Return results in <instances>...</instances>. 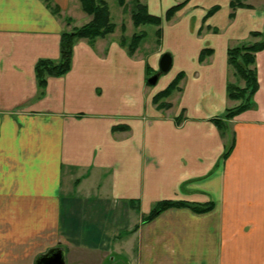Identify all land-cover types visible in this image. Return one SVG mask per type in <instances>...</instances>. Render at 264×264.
Instances as JSON below:
<instances>
[{"label": "crops", "instance_id": "0c3cea01", "mask_svg": "<svg viewBox=\"0 0 264 264\" xmlns=\"http://www.w3.org/2000/svg\"><path fill=\"white\" fill-rule=\"evenodd\" d=\"M50 1L60 16L42 0H0V264H35L52 249L64 264H264V49L253 107L223 132L214 123L239 104L227 98V51L264 34L258 1L144 0L162 19L155 52L79 40L70 70L38 88L36 63L57 61L62 31L90 19L78 0ZM165 53L168 74L148 84ZM179 74L159 110L153 98ZM161 201L212 208L143 222Z\"/></svg>", "mask_w": 264, "mask_h": 264}, {"label": "trees", "instance_id": "16d2710c", "mask_svg": "<svg viewBox=\"0 0 264 264\" xmlns=\"http://www.w3.org/2000/svg\"><path fill=\"white\" fill-rule=\"evenodd\" d=\"M42 1L46 4L52 14L60 16L59 7L52 5L50 0ZM78 1L81 11L91 19L88 23L80 27H73L69 31H62L60 36L59 59L57 61L44 59L39 60L36 63L34 73L38 88H44L48 78L61 77L70 70L73 47L76 42L79 40H86L92 45L97 39L106 38L115 30V25L110 20L109 10L104 0ZM244 1L245 0H230L229 7L231 10L246 7L247 5ZM117 2L120 6H123L125 0H117ZM182 5L183 3H180L168 9L164 15V21H170ZM131 19L134 27L136 28L144 25L159 27L162 23L161 18L150 15L146 6L142 5L138 1L134 3L131 10ZM62 20L67 25L72 23V20L69 17H64ZM250 37L252 40L256 41H250L233 46L227 51V63L232 71L235 81H237V83L243 82L244 84L243 86H239L236 82H229L227 84V98L231 101H238L239 104L226 110L223 117L224 120H214L218 129L222 132L226 130V124L223 121H228L241 112L249 110L253 107L252 97L258 87L256 73L253 66L256 53L264 49V34L253 32L250 34ZM144 38L145 34H134L130 41H127L124 37H122L119 40V45L126 50L129 56H133L140 42ZM211 54L212 51L210 49H204L199 55V62H204ZM182 79V74L177 75L164 91L160 92L153 98V103L159 110H167L171 107V105L166 101L175 91L180 90L179 85ZM176 121L180 123L181 117L177 118ZM119 129L120 128H114V130ZM124 129L125 128H123V130ZM231 142L232 143H230L224 154V158H227L233 149V141ZM180 208H187L194 213L201 214L211 210L212 205H199L180 201H161L153 206L150 213L146 215L142 221L150 222L168 209Z\"/></svg>", "mask_w": 264, "mask_h": 264}, {"label": "rangeland", "instance_id": "374dc122", "mask_svg": "<svg viewBox=\"0 0 264 264\" xmlns=\"http://www.w3.org/2000/svg\"><path fill=\"white\" fill-rule=\"evenodd\" d=\"M104 1L106 2L108 10H109L110 20L115 25L114 32L112 34H110L109 36L116 39L118 44H119V40L122 37H124L127 41H130L131 37L134 34H136V35L145 34V38L140 42L135 53L138 50H140V56L142 55L145 57V56H148L151 53L155 52L158 49L159 38H160L159 29H158L159 27L144 25V26H140V27L136 28V27H134L132 19H131V10L133 8L134 3L136 1H138L142 5H145L144 0H125V3L123 6H120L118 4L117 0H104ZM247 1L248 0H245L244 3H246ZM257 1H258V5L262 6V8L264 9V0H257ZM75 19H76V23L78 25H82L84 23V20L78 16H75ZM90 19H89V21H90ZM253 41H256V40H251V42H253ZM166 74H168V73H166ZM166 74H164L162 76H165ZM153 75L154 74H152L151 76H153ZM235 82L237 83V81H235ZM237 84H239V86H241V82H238ZM177 92H179V90L175 91L174 93H177ZM168 99L166 102H168ZM169 104L171 105V103H169Z\"/></svg>", "mask_w": 264, "mask_h": 264}, {"label": "water", "instance_id": "95a60500", "mask_svg": "<svg viewBox=\"0 0 264 264\" xmlns=\"http://www.w3.org/2000/svg\"><path fill=\"white\" fill-rule=\"evenodd\" d=\"M171 64V56L167 53L163 54L159 60L158 72L151 76L147 83L154 85L160 75L166 74L170 70ZM35 264H64V254L60 249L49 250L46 254L38 257Z\"/></svg>", "mask_w": 264, "mask_h": 264}]
</instances>
